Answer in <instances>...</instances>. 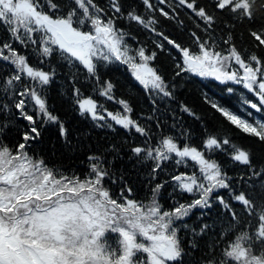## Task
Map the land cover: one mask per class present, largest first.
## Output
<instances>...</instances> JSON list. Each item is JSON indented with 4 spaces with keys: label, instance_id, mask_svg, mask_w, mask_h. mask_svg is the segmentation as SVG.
<instances>
[{
    "label": "snow or ice",
    "instance_id": "obj_1",
    "mask_svg": "<svg viewBox=\"0 0 264 264\" xmlns=\"http://www.w3.org/2000/svg\"><path fill=\"white\" fill-rule=\"evenodd\" d=\"M0 264H264V0H0Z\"/></svg>",
    "mask_w": 264,
    "mask_h": 264
}]
</instances>
